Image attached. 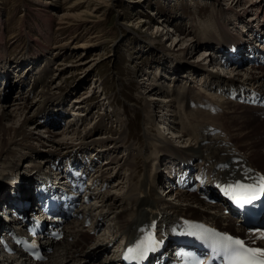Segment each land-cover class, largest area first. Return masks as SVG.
I'll list each match as a JSON object with an SVG mask.
<instances>
[{"label": "bare ground", "instance_id": "bare-ground-1", "mask_svg": "<svg viewBox=\"0 0 264 264\" xmlns=\"http://www.w3.org/2000/svg\"><path fill=\"white\" fill-rule=\"evenodd\" d=\"M214 1L215 0H204L205 3L213 5L214 9H219L213 10V16L215 18L211 21L209 26L206 23L204 24L205 29L202 30L196 42L194 40L192 41L191 38L188 39V37H184V35L172 33V28L167 25L168 23L164 22L165 20L160 19L155 23L158 30L157 33L161 31L162 34L165 33L164 35L171 38L175 37V39L173 38L174 42L171 46L174 45L175 49L178 48L177 51L184 56V61L179 60L177 62L173 59L171 61L170 59L159 57L170 76L178 77L181 72L190 69L194 71L193 73L196 74V78L202 74L201 72L207 71L205 65L193 64L187 60V56L197 49L196 43H198L200 54L203 55L201 48H203L207 40L212 37L218 38L222 30L227 31L231 24L238 25V23L244 22L243 24L246 25L245 19L247 18V13L251 10L256 12L255 15L252 16L254 19L260 14L259 11H256V9L259 10L256 0H250L251 2L249 3L250 6L248 10L241 8V11L237 9L241 7L240 4L243 2L236 5L237 9L236 7L227 9L223 8L225 6L223 2L218 1L216 4ZM80 2L87 4L90 9L92 7V12L95 15H98V13L102 11V6L97 4L102 3V0H82ZM139 2L141 1H134V3ZM244 3L248 2L245 1ZM67 12L66 10L63 17H61V19L59 18V25L67 24L69 28L73 27L75 30L81 29L84 33H88V38L90 39L78 46L80 52H71L77 54L75 61L64 63L60 58H56V61H58L57 63L60 65L55 69L56 73L53 75L51 63L55 61L54 58L52 62L48 59L42 66L43 69L34 68V70L30 72V77L37 80V86H40L38 92L36 91V95H33V97L30 98L27 92L24 93L21 90L22 87L19 88V86L13 85L10 87L13 95L9 96L8 94L10 92H6L4 99H0V178L9 175L6 173L9 170H12L13 173H23L25 177H28L31 169L27 168V166H37V163L41 161L46 162L47 155L49 156L51 153H56L60 151V149L72 150V148H77V153L105 154L106 160L104 164L99 167V170L102 171L100 175L104 182L105 180H110V182H112V187L115 189H108L105 190L104 193H100L99 199L95 203L100 204L101 207L98 208V210L95 209L99 214L111 219V221H109L111 224L109 223L105 228L103 227L104 229L102 232L93 235L87 233L90 228L84 227L83 220L74 219L73 222L65 225L66 237L58 240V242L52 243L50 253L46 254L48 255V259L30 261L11 258L10 260L5 259L6 262L9 264H110L113 258L108 255L107 243L113 241L115 237L113 233L116 230H124L125 234L129 235V233L133 232L135 227H138L145 219L149 221L151 218L155 216L158 217L160 214L163 217L162 219H173L179 214H187L196 218L202 217L227 230L244 233L245 228L238 224L239 218L237 216L228 212L225 214L222 210L223 207L218 204H206L197 196L194 197L190 195L194 193L187 191L174 193L176 196H171L173 200L175 198L173 203L171 200H163L162 196L156 190V179H158L156 163L165 155L164 152L170 149L175 150V153L184 155L185 158L192 155L189 158L198 159L199 157H203L209 159L207 154L224 157L223 153L227 148L219 144L218 137L213 138V145L207 148H204V144L201 145L200 142L209 139V136L203 133L199 135V139L197 137L198 125L206 121H217L223 126L230 144H232L236 150L240 151L251 164L257 165L263 170L264 117L259 119L253 115H251L252 118H250L249 115H241L236 104L230 102L228 106L229 114H218L214 116H209L202 110L190 111L187 109L188 104H185L186 108L183 112L185 118H183L182 111L184 105L182 104L183 107H181L178 102H184L188 97L182 94L180 95L181 100H176V102L172 99L171 101L168 96L177 92L175 87H169L167 89L168 86H166L165 83V79H167L166 76L164 77L161 76L162 74H159L161 77L157 75V77L153 78L151 81V74H145V76L139 80L143 81V85L140 83L144 90L142 94L145 95L143 108L148 117V124L156 131L155 134L146 131L144 136L147 147L152 149L151 152L144 151L134 144H127V137L129 136L127 129L119 130L115 135H112L104 130L106 127L105 124L102 123L104 118L102 120L100 119L98 122L92 117L89 118L92 111L90 112L88 109L86 111V108H83V105L87 102L86 98H89V95H86V97H78L76 100L74 99L72 104H77V106L72 105L69 112H72V115L76 117L74 120L73 118H69L70 116L64 119L66 117L64 116L63 122L67 121L69 124L66 128L63 125V129H47L45 125H42L38 121L40 116L37 117V115L41 111L52 113L53 110L54 112H59L61 109L68 110L64 107L68 95L59 94L57 91L63 83L69 80V77L64 76L65 73L71 77L75 76L76 73L83 74L78 80L84 81L86 75L89 74L104 57L99 51L93 52L94 58H92L91 61H87L85 57L89 49L98 47L101 43H105L102 41L103 34L95 35L96 32H92L97 28V23L91 24L90 26L87 25L88 21L80 20L81 22L79 21L76 24L72 22L71 19L75 20L76 17H82V14L72 16ZM99 16L96 18H100L102 21V19L106 17V13L103 14V12H101ZM228 19L231 20V22ZM258 21H260V18ZM142 22L145 21L142 20ZM98 33L103 32L99 30ZM154 35L155 33L153 36ZM98 41L102 42L100 43ZM44 50H47V46H44ZM166 50L171 51L170 49L168 50V48ZM163 54L164 53H161L162 56ZM202 55H200V58H203L204 55ZM208 57L209 58L206 57L205 59L213 61V57H210V55H208ZM215 65L217 73L221 74L227 72L228 74L229 72V75L233 76L235 80L246 81L248 84L256 86L264 91L263 67L258 69L251 64H246L244 66H233L230 64L228 67H224L219 63ZM77 69H79L80 72H77ZM188 74L191 75L192 73ZM183 76H186V74L183 73ZM26 79L27 78L22 77L20 83H24ZM30 81H32V79ZM168 81L171 84L172 80L168 79ZM193 83H195V81ZM95 85L96 82H93V87L98 86ZM144 85H146V87H144ZM75 87L78 88L77 85ZM75 87L71 88V90L73 89L72 91H74L77 89ZM93 87L91 88L90 86L88 91L90 92ZM96 89H98V87ZM172 89L174 91L170 92ZM3 101L10 102L11 105L6 106ZM60 105L62 107H60ZM179 109L181 110V115L179 116L180 118L182 117V128L179 132H182L183 138L177 139L178 143L181 145H176L170 141L169 137H164L165 126H161V124L166 125L164 121L171 118L173 115H177L174 113ZM82 115L85 116L83 120L81 119ZM117 117L118 122L120 120V113ZM172 135H175V133H172ZM121 148L125 149L122 150ZM120 151L124 152L120 153ZM4 153L6 154L4 155ZM138 155H143L145 159V161H142V167L135 163V161H137L135 158ZM132 158L135 160H131ZM143 167L144 170L140 171ZM216 171L221 176L229 173V171L226 170L220 171L216 169ZM27 180L29 181L31 178H27ZM143 181H145V184L142 186L141 183H143ZM200 203L201 205H199ZM93 210L94 208H91L89 211L83 210L80 216H88L89 219L90 217L91 219H96L94 218ZM171 212L174 213V216L171 215ZM69 237L71 238L69 239ZM106 237L109 238L108 242Z\"/></svg>", "mask_w": 264, "mask_h": 264}, {"label": "rangeland", "instance_id": "rangeland-1", "mask_svg": "<svg viewBox=\"0 0 264 264\" xmlns=\"http://www.w3.org/2000/svg\"><path fill=\"white\" fill-rule=\"evenodd\" d=\"M78 1L79 0H0V54H7L10 59H22L27 55L28 51L33 54L38 52L37 49H39V52H44V48L42 49V47L47 46L48 53L50 51L52 54L56 55L54 58H60L64 63L73 62L77 54L71 52H80L78 46L85 43L90 38H88V33H84L81 29L75 30L73 27L69 28L67 24L59 25V18L61 19L67 10V13L72 16L82 14V17H76L75 20L71 19V21L76 24L80 20L88 21L89 24L87 23V25L90 26L91 24L97 23V28L92 32H96L95 35L103 34L102 41L105 43L102 44V41H98L101 44L98 47L89 49L85 57L87 61H91L92 58H94L93 52L99 51L104 56L103 60L86 75L84 81L78 80L83 74L76 73L75 76L71 77L65 73L64 76L69 77V80L63 83L57 91H69L77 85L78 88H75L80 92L78 96L86 97V95L90 93L86 90H88L90 86L92 88L93 82H96L98 86L95 85L96 87L94 90H96L95 92L97 93L91 98H86L87 102L84 106L86 107L88 105L96 109L100 108L99 113H103V123L106 126L105 130L107 133L109 132V134L115 135L119 130H126V128L123 127L128 123L131 124L130 126L128 125V135L131 134V136L128 138L127 144L133 143L136 147L138 145L143 147V149L146 148L144 151L151 152L152 149L147 147L144 136L146 131L154 134L156 131L148 124V117L143 108L145 95L142 94L144 90L139 80L144 76L139 75V71L144 70L143 68H147L151 70L152 74L155 72V69L158 67L161 69L162 66H164L160 58L170 59L171 61L173 59L177 62L179 60L184 61V56L177 51L178 48L175 49L174 45L171 46L175 37H173V39L164 35L165 33L162 34L161 31L157 33L158 30L155 23L161 18L159 17L156 19L146 14L154 13V6H156V8L158 7L159 11L163 14L165 13L164 17L166 19L162 18L161 20H165V23H167L166 20H170L172 23L178 24L183 28V32L180 33V35H184V37L186 36L188 39L191 38V40L193 39L196 42L200 36V34L197 36L196 34L201 30V24L204 25L206 23L208 26L211 24V19H209L211 9L213 14V10H218L219 8L214 9L213 5L209 4V9L207 5L202 4L204 0H140L141 2L139 3H134V1L138 2L139 0H102V3H97L102 6L101 12H103V14L106 13V17L101 21L100 18H96L101 15V12L95 15L92 12V7L90 9L87 4L80 2L82 0ZM162 1L163 4H161ZM218 1L223 2L225 5L223 8L227 9L231 7H236L237 9L236 5L243 2L240 4L241 7L237 9L239 11H241V8L248 10L250 6L249 3L251 2L250 0H215L214 3L217 4ZM245 1L248 3H244ZM256 11L258 10L256 9ZM250 12H248V14H250ZM142 20L145 22H142ZM203 29H205V26ZM99 30H102L103 33H98ZM188 31H190V33ZM154 33L155 35L153 36ZM196 44L197 49L187 56V60L193 64L204 65L208 60L205 59V57L200 58L202 54H200V50H198V43ZM167 48L171 51H167ZM161 53H164V57ZM204 53L206 52H203V55H205ZM57 62L54 61V63H56L54 69H52L51 66L52 71L60 65ZM42 66L43 65L38 67V69H43ZM212 70L217 71L215 67H213ZM77 72H80V70L77 69ZM54 73H56V71L52 72V75ZM157 74L159 75V72H157ZM151 77L156 78L157 76L151 75ZM31 78L32 77H30V80ZM165 80L168 89L171 84L168 79ZM86 87L88 89L85 90ZM97 87L98 89H96ZM144 87H146V85H144ZM22 91L24 93L27 92V90ZM8 92H10L8 94L9 96L13 95L11 90L7 91V93ZM65 95L69 94L66 93ZM109 101H111L110 105L108 104ZM3 103H5L6 106L11 105L10 102L6 101H3ZM96 109H93V111ZM180 112L181 110L179 109L174 114L181 115ZM119 113L120 120L118 124L117 116ZM100 116L96 117V120H98ZM161 126L165 125L161 124ZM164 130H166L165 127ZM165 136L166 131L164 137ZM170 141L175 144L173 140L170 139ZM175 141L178 142V140ZM176 145L181 144L177 143ZM121 149L124 150L125 148ZM5 154L6 153H4V155ZM135 159L137 160L135 163L142 167V161H145L143 155H138ZM135 159L132 158L131 160ZM143 170L144 167L140 171ZM10 172H12V170L6 173L10 174ZM5 177L0 178V180L2 181ZM141 184L143 186L145 181ZM190 195L196 196L195 194ZM172 196L175 197L176 194H172ZM174 200H171V202L173 203ZM109 223L110 222H108L107 225H109ZM0 264L9 263L6 262L5 259H0Z\"/></svg>", "mask_w": 264, "mask_h": 264}, {"label": "snow or ice", "instance_id": "snow-or-ice-1", "mask_svg": "<svg viewBox=\"0 0 264 264\" xmlns=\"http://www.w3.org/2000/svg\"><path fill=\"white\" fill-rule=\"evenodd\" d=\"M224 192L237 207L243 209L245 205H252L264 195V177H261L258 183L235 181L226 185ZM187 234L197 235L208 245L215 256L227 261V264H264V248L246 246L245 240L206 228L204 225L196 226L195 231L190 230ZM260 238L264 239V232L260 234ZM161 243L151 237L141 240L134 247L128 248V254L124 256V259L140 264L147 258L149 252L157 251ZM33 247L35 248L36 245L34 244ZM36 258L43 259L41 256ZM192 264H204V262L195 260Z\"/></svg>", "mask_w": 264, "mask_h": 264}]
</instances>
